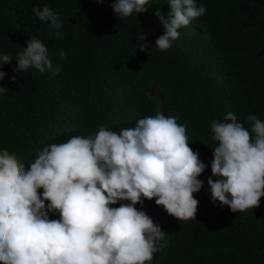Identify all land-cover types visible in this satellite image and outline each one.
Masks as SVG:
<instances>
[{"label":"clouds","instance_id":"obj_1","mask_svg":"<svg viewBox=\"0 0 264 264\" xmlns=\"http://www.w3.org/2000/svg\"><path fill=\"white\" fill-rule=\"evenodd\" d=\"M167 3L153 13L156 23L149 16L123 41L134 45L135 57L145 56L152 40L162 51L177 43L186 48L208 46L207 36H192L207 15L206 5L197 0ZM151 5L150 0H114L111 7L122 19ZM33 12L56 30L57 37L62 36L59 13L48 6ZM26 44L15 58L17 72L29 68L59 72L40 40L30 37ZM59 58H65L63 51ZM12 59L0 54V69ZM249 67L254 81L257 67ZM144 71L145 66L140 73ZM137 72L134 67L121 68L128 85L106 86L99 81L101 107L135 101ZM5 75L0 70V80ZM150 93L162 99L156 87ZM160 109L162 114L140 118L134 127L119 132L101 125L94 136L74 131V136L57 144L53 131L27 167L7 149L0 150V264L165 263L161 254L173 243L192 241L191 233L174 240L170 233L196 216L198 200L193 194L204 184L198 178L203 171L214 204L239 214L258 211L264 203V118L248 115L250 132L232 107L215 118L211 131L217 144L206 164L189 146L185 126L166 116V107ZM158 209L175 219L162 220Z\"/></svg>","mask_w":264,"mask_h":264},{"label":"trees","instance_id":"obj_2","mask_svg":"<svg viewBox=\"0 0 264 264\" xmlns=\"http://www.w3.org/2000/svg\"><path fill=\"white\" fill-rule=\"evenodd\" d=\"M113 2L0 0V54L13 58L0 69L6 73L0 80L4 88L0 92V150L7 149L27 167L53 131L57 144L74 136V131L94 136L101 125L119 132L134 127L140 118L162 114L163 105L166 116L185 126L189 146L207 164L217 144L211 131L215 118L225 116L232 107L249 132L248 115L264 118V0H197L208 9L192 36H207L204 43L208 46L186 48L177 43L162 51L152 40L145 56L138 58L131 50L134 45L123 41L149 16L156 23L153 13L169 4L150 0L147 11L120 19L111 7ZM43 6L59 13L62 36L57 37L55 29L35 16L33 8ZM221 26L231 27L218 30ZM30 37L49 50L53 69L59 67V72L16 71L15 58ZM249 66L257 67L254 81ZM130 67L139 71L134 75L139 85L135 101L101 107L99 81L106 86L128 85L121 68ZM153 87L162 99L150 93ZM198 178L204 184L193 194L198 200L196 216L170 233L171 240L191 233L192 241L173 243L161 254L165 263L158 264H264V203L258 211L233 212L211 201L204 171ZM155 212L164 221L175 219L164 209Z\"/></svg>","mask_w":264,"mask_h":264}]
</instances>
